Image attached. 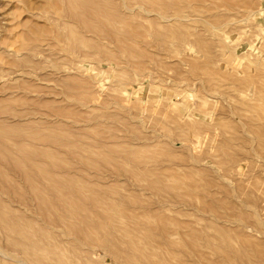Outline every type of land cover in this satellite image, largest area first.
<instances>
[{
	"label": "rangeland",
	"instance_id": "obj_1",
	"mask_svg": "<svg viewBox=\"0 0 264 264\" xmlns=\"http://www.w3.org/2000/svg\"><path fill=\"white\" fill-rule=\"evenodd\" d=\"M0 264H264V0H0Z\"/></svg>",
	"mask_w": 264,
	"mask_h": 264
},
{
	"label": "bare ground",
	"instance_id": "obj_2",
	"mask_svg": "<svg viewBox=\"0 0 264 264\" xmlns=\"http://www.w3.org/2000/svg\"><path fill=\"white\" fill-rule=\"evenodd\" d=\"M69 201V200H68Z\"/></svg>",
	"mask_w": 264,
	"mask_h": 264
}]
</instances>
